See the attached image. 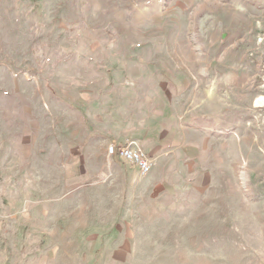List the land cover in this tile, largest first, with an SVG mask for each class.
Returning a JSON list of instances; mask_svg holds the SVG:
<instances>
[{"label":"rangeland","instance_id":"rangeland-1","mask_svg":"<svg viewBox=\"0 0 264 264\" xmlns=\"http://www.w3.org/2000/svg\"><path fill=\"white\" fill-rule=\"evenodd\" d=\"M115 91L182 126L132 186L81 175ZM5 218L0 264H264V0H0Z\"/></svg>","mask_w":264,"mask_h":264},{"label":"crops","instance_id":"crops-1","mask_svg":"<svg viewBox=\"0 0 264 264\" xmlns=\"http://www.w3.org/2000/svg\"><path fill=\"white\" fill-rule=\"evenodd\" d=\"M114 97L119 99L120 102L117 104H112V97H97V96H87L86 101L88 105H93L97 108V102H100L103 108L102 114L96 117L98 124H103V128L100 131H97L94 135V139H102L108 144L116 145L117 147L125 145L128 141L136 142L138 147L142 148L146 151V154L155 162L158 160L167 149L171 148L172 138L168 137V134L177 133L181 129V125L177 124L176 120H174V108L173 106H166L161 114H157L154 110V113L151 116H147V118L143 121L141 119L142 111L139 110L138 106L134 105L135 96H133L132 92L127 94H121L117 91L113 92ZM130 98L129 101L127 98ZM127 100L129 104L124 103V112L119 113L118 111L111 110V108H119L121 106V100ZM124 102V101H123ZM111 106V108H110ZM126 107H129L127 113L125 112ZM107 110V112H106ZM111 115V116H110ZM114 115H119V122L114 124L113 117ZM99 116L102 117L99 119ZM109 116V117H107ZM110 122L109 127H105L104 125ZM164 122H172L173 126L169 128V130L163 135L162 138H158V127ZM189 127V125H187ZM165 129V128H164ZM177 132H174V130ZM100 134V135H99ZM93 139V137H92ZM135 140V141H134ZM90 150V149H89ZM87 163L85 166L84 173L81 175L87 177L89 174H102V178H108L110 182L114 184H124L126 186H132L131 178L140 175L139 168L131 163L126 162L119 156H109L107 152V148H102L101 150L86 153ZM92 156V157H91ZM96 157V159H95ZM104 158L106 160L107 165L98 164L99 162H104ZM91 159V160H90ZM146 177L144 178H148ZM5 205L8 209V202H5ZM9 215L6 217L13 219V210H8ZM7 218L0 222V234L3 231H6V228L3 227L7 224ZM12 219L10 221L12 222Z\"/></svg>","mask_w":264,"mask_h":264},{"label":"built area","instance_id":"built-area-1","mask_svg":"<svg viewBox=\"0 0 264 264\" xmlns=\"http://www.w3.org/2000/svg\"><path fill=\"white\" fill-rule=\"evenodd\" d=\"M107 152L109 156H119L126 162L136 165L140 170L141 176H146L153 170V160L137 147L135 142H127L120 147L109 145Z\"/></svg>","mask_w":264,"mask_h":264}]
</instances>
